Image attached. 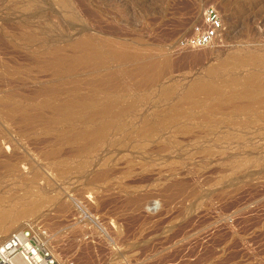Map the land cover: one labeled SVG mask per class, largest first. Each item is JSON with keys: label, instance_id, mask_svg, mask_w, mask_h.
Listing matches in <instances>:
<instances>
[{"label": "rangeland", "instance_id": "374dc122", "mask_svg": "<svg viewBox=\"0 0 264 264\" xmlns=\"http://www.w3.org/2000/svg\"><path fill=\"white\" fill-rule=\"evenodd\" d=\"M28 208L57 264H264V0H0V217Z\"/></svg>", "mask_w": 264, "mask_h": 264}, {"label": "built area", "instance_id": "2783aa9c", "mask_svg": "<svg viewBox=\"0 0 264 264\" xmlns=\"http://www.w3.org/2000/svg\"><path fill=\"white\" fill-rule=\"evenodd\" d=\"M223 31L220 14L215 8L208 7L182 46L192 49L206 48L212 45ZM47 241L48 235L42 227L28 224L24 230L13 233L0 245V264H57Z\"/></svg>", "mask_w": 264, "mask_h": 264}, {"label": "bare ground", "instance_id": "6f19581e", "mask_svg": "<svg viewBox=\"0 0 264 264\" xmlns=\"http://www.w3.org/2000/svg\"><path fill=\"white\" fill-rule=\"evenodd\" d=\"M84 42H82L81 43V47H82V49H83V51L84 52H86L87 54H88V56H95V53H94V51H92V48H90V45L89 44H87V43H84ZM79 45H80V43H79ZM93 45V44H92ZM91 45V46H92ZM181 45H184V42L182 41L181 42ZM94 46V45H93ZM94 49V48H93ZM94 50H96V49H94ZM110 53V52H109ZM84 56V55H83ZM96 56H97V53H96ZM85 57V56H84ZM92 58V57H91ZM94 59H95V57H94ZM93 59V60H94ZM62 61V60H61ZM201 84V83H200ZM204 85V84H203ZM197 86V85H196ZM206 87V86H205ZM207 88V87H206ZM194 89V88H193ZM198 89V88H197ZM206 90H211L210 89V86H209V89L207 88ZM195 91L196 92H200V91H197L196 89H194V91H193V93H195ZM212 91V90H211ZM77 99V98H76ZM78 101V100H77ZM92 103V105L94 104L93 102H91ZM84 105V104H83ZM80 106V105H79ZM106 106H108V105H106ZM82 107V106H81ZM109 107V106H108ZM78 108H80V107H78ZM88 108V107H87ZM57 109V108H56ZM68 109H70L68 106H60V108H59V110H62V111H67ZM73 109V108H72ZM84 109V108H83ZM86 109V108H85ZM81 110V109H80ZM74 111H77V110H74ZM83 111V110H82ZM85 111V110H84ZM69 112V111H68ZM72 112V111H71ZM79 112H81V111H79ZM75 113V112H74ZM83 113V112H82ZM86 113V112H85ZM60 114V113H59ZM68 114V113H67ZM69 116V115H68ZM89 128V127H88ZM94 128V127H93ZM97 128L95 127V129L93 130H89L90 131V133H91V131H95ZM101 130V129H100ZM82 131V130H81ZM85 132H87V131H85ZM80 133H82V132H80ZM88 133V132H87ZM97 133H99V132H97ZM89 134V133H88ZM93 134V133H92ZM91 134V135H92ZM95 134H96V132H95ZM90 135V136H91ZM93 136V135H92ZM85 137V136H84ZM90 138V137H89ZM93 138V137H92ZM31 209L32 208H28V209H25V210H23V211H20L18 214H15V215H13V216H6V215H4V213L2 212L1 214H3L4 216H2V217H0V235H4V234H6L7 235V233H9L10 232V234L9 235H7V236H5L4 238L2 237V239L0 240V245L1 244H3L13 233H15V232H18V231H22V230H24L26 227H27V225L25 224V223H23V224H21L20 226H18V227H16L17 229H14L15 228V225L18 223V222H20V220H22V218L24 219V216H26V213L27 212H29V211H31ZM33 210V209H32ZM34 210H35V208H34ZM34 210H33V213H34ZM32 212V211H31ZM10 213V212H9ZM7 214V213H6Z\"/></svg>", "mask_w": 264, "mask_h": 264}]
</instances>
